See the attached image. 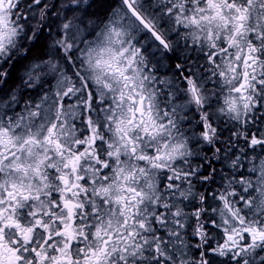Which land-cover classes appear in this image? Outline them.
<instances>
[{"label": "snow or ice", "instance_id": "obj_1", "mask_svg": "<svg viewBox=\"0 0 264 264\" xmlns=\"http://www.w3.org/2000/svg\"><path fill=\"white\" fill-rule=\"evenodd\" d=\"M0 264H264V0H0Z\"/></svg>", "mask_w": 264, "mask_h": 264}]
</instances>
